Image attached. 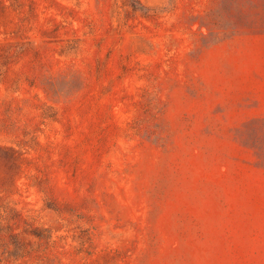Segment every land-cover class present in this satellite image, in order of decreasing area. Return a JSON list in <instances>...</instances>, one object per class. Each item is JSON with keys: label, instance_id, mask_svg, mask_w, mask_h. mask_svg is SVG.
Returning a JSON list of instances; mask_svg holds the SVG:
<instances>
[{"label": "rangeland", "instance_id": "rangeland-1", "mask_svg": "<svg viewBox=\"0 0 264 264\" xmlns=\"http://www.w3.org/2000/svg\"><path fill=\"white\" fill-rule=\"evenodd\" d=\"M0 216L1 264H264V0H0Z\"/></svg>", "mask_w": 264, "mask_h": 264}, {"label": "trees", "instance_id": "trees-1", "mask_svg": "<svg viewBox=\"0 0 264 264\" xmlns=\"http://www.w3.org/2000/svg\"><path fill=\"white\" fill-rule=\"evenodd\" d=\"M2 217L0 216V221H2ZM6 233L8 236V242L0 239V248L2 250V255L9 257H13L15 260L21 258L25 255V241L18 234H14L10 227H3L0 224V233ZM12 246V248H10ZM1 264V262H0Z\"/></svg>", "mask_w": 264, "mask_h": 264}]
</instances>
